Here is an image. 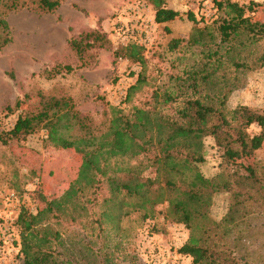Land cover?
Masks as SVG:
<instances>
[{"label": "rangeland", "instance_id": "obj_1", "mask_svg": "<svg viewBox=\"0 0 264 264\" xmlns=\"http://www.w3.org/2000/svg\"><path fill=\"white\" fill-rule=\"evenodd\" d=\"M59 1L56 10L42 12L33 0H20L21 5L6 14L11 41L0 50V133L11 130L20 113L38 108L40 92L47 96L72 97L76 108L88 115L96 134L105 131L110 118L109 104L125 105L129 88L137 83L144 69L140 62L115 56V49L130 42L145 47L147 82L127 103V112L134 105L149 104L157 88L177 90L180 94L182 91L193 93L190 81L186 83L176 77L185 78L186 72L193 67L201 70L206 54L221 47L219 38L206 36L200 43L192 41L205 26L215 29L214 21L221 18L222 12L218 11L214 0H166V5L180 11L182 17L164 24L156 23V9L149 0ZM232 1L259 4L254 6L253 16L264 22V0ZM189 12L195 14L196 22L189 20ZM89 31L103 34L104 40L87 48L80 57L70 40ZM176 39L180 41L173 48L172 41ZM242 39L245 40V36ZM252 47L257 51L254 58L260 57L264 53V40ZM220 49L221 52L225 50L224 47ZM57 65H71L73 71L67 73L64 69L56 77H48L49 70ZM259 65L246 70H230L229 83L237 84L232 90L227 88L230 91L226 100L229 110L247 105L264 112V66ZM215 79L216 76L213 81ZM219 86L220 83H201L196 96L209 104L215 103L217 100L212 96ZM207 94L211 97H206ZM18 99L22 101L21 107L10 113L8 107H14ZM181 99L169 103V108L181 106ZM248 131L254 135L261 128L253 124ZM47 137L48 131L42 129L7 144L0 140V264L26 262L21 227L17 222L22 208L36 213L46 204L42 196L48 199L62 196L77 178L81 156L70 149L56 148ZM221 155L214 139L207 137L205 161L199 164L200 170L207 177L222 172L228 175L235 170L240 177L243 170L227 164ZM142 158L121 161L123 165L133 166ZM243 162L254 165L259 162L264 171V144ZM142 174L155 176L153 168ZM110 196L103 186L97 194L88 195L93 199L88 204L89 215L79 216L77 220L69 217L49 220L62 232L64 239L63 244L53 247L58 258H69L70 264H194L192 256L180 252L190 239L191 230L169 215L168 202L157 203L149 210L152 217H144L146 210L136 211L125 206L119 226L105 219L101 224L104 199ZM232 202L231 192L215 193L211 216L220 220ZM247 220L231 238L234 245L238 244L236 254L241 262L264 264V204L261 203Z\"/></svg>", "mask_w": 264, "mask_h": 264}, {"label": "trees", "instance_id": "obj_2", "mask_svg": "<svg viewBox=\"0 0 264 264\" xmlns=\"http://www.w3.org/2000/svg\"><path fill=\"white\" fill-rule=\"evenodd\" d=\"M33 1L38 3L42 12H52L60 6L59 0ZM149 2L156 9L155 21L158 24L182 17L180 11L166 5V0ZM214 2L222 12L221 18L214 21L215 29L205 26L199 30V37L192 41L196 44L206 36L219 38L221 47L206 54L201 70L193 67L186 72L185 78L176 77L179 81H190L189 86L195 90L193 93L184 94L182 91L180 94L177 90L157 88L149 104L134 105L127 112V103L147 82L145 47L130 42L115 49V56L140 62L144 69L137 83L129 88L123 102L125 105L109 104L110 118L105 131L96 134L88 115L76 108L72 97L47 96L40 92L38 108L20 113L14 127L0 133V140L7 144L46 129L52 145L73 150L81 156L77 178L62 196L54 199L42 196L46 204L36 213L22 208L17 222L21 227L25 264L72 263L69 258L61 260L56 256L53 247L57 243L63 244L64 239L62 232L56 230L49 220L60 217L77 220L79 216L89 215L88 204L93 199L88 195L97 194L103 186L111 196L104 199L101 224L105 219L119 226L125 206L136 211L146 210L144 217H152L149 210L157 203L168 202L169 215L184 222L191 230L190 239L180 252L192 256L194 264H249L238 259V244L234 245L231 238L241 230L239 227L243 223H247L250 214L256 212L261 203L264 204L262 166L259 162L257 165L243 162L244 158L254 156L263 147L264 112L247 105L229 110L226 100L230 92L227 88L232 90L237 84L229 83L231 69L246 70L258 64L264 66V53L254 58L257 51L252 47L264 40V22L255 20L254 6L259 4L253 1L246 5L232 0ZM20 5V0H0V50L11 41L6 14ZM188 18L197 21L193 12L188 13ZM103 40V34L89 31L79 38H72L70 45L82 57L87 48ZM179 41L173 40L172 47L176 48ZM222 46L224 52H221ZM250 57L252 62H249ZM64 69L67 73L73 71L71 65H57L49 70L48 77H56ZM218 71L222 75L218 76ZM215 76L217 80L213 81ZM201 83H220L215 96H212L217 100L215 103L209 104L206 99L196 96ZM180 97L182 105L170 109L168 104L179 101ZM21 104L18 99L14 107H8V111H16ZM253 124H257L261 131L251 135L248 130ZM207 137L214 139L227 164L238 171L243 170L240 177L235 170L228 175L222 172L214 177H207L200 170L199 164L205 161ZM141 157L142 160L133 166L123 165L121 161ZM150 168L155 172L154 177L142 174ZM247 187L249 189L246 190ZM223 191L231 192L233 202L223 218L216 220L211 216L210 206L214 194Z\"/></svg>", "mask_w": 264, "mask_h": 264}]
</instances>
